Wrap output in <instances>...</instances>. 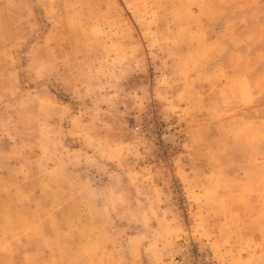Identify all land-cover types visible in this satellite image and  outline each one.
Returning <instances> with one entry per match:
<instances>
[{"label":"rangeland","instance_id":"rangeland-1","mask_svg":"<svg viewBox=\"0 0 264 264\" xmlns=\"http://www.w3.org/2000/svg\"><path fill=\"white\" fill-rule=\"evenodd\" d=\"M0 264H264V0H0Z\"/></svg>","mask_w":264,"mask_h":264}]
</instances>
